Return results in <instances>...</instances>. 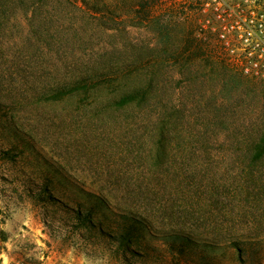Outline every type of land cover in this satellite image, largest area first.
I'll return each instance as SVG.
<instances>
[{
	"label": "rangeland",
	"instance_id": "rangeland-1",
	"mask_svg": "<svg viewBox=\"0 0 264 264\" xmlns=\"http://www.w3.org/2000/svg\"><path fill=\"white\" fill-rule=\"evenodd\" d=\"M197 2L103 0L102 13L95 16L78 0L62 1L52 22L40 19V23L44 22L42 32L51 29L40 42L45 52L39 60L59 66L87 61L96 65L109 61L145 62L151 70L155 68L151 67L154 61L163 57L169 66L166 75L172 82L170 93L177 105L189 111L193 106L213 111L215 98L219 97L224 110L230 111L239 94L236 85L232 89V73L220 74L216 61L213 72L204 59L191 52L192 43L196 44ZM42 13L45 15V11ZM14 15L7 41L9 52L24 43L28 35L27 16L20 9ZM189 64L196 65L195 68L199 65L198 69L193 68L199 79H191L196 73L191 74ZM249 97L248 106L241 101L238 110L245 105L252 108ZM91 108L88 105L79 109L71 101L46 107L41 115L45 120L51 115L53 122L47 120L44 125L33 127V143L0 137V149L9 148V143L17 145L16 152L21 149L14 157V152L6 158L0 154V258L6 252L29 264H37L41 259L49 264H264V174L256 186L235 183L245 173L239 166L240 155L217 145V141L227 138L209 137L213 144L189 151L185 146L195 139L187 136L191 127L173 134L172 156H193L199 163L208 161L203 168L209 169L210 178L234 183L224 187L226 195L223 189L221 195L208 189L207 183L201 186L203 199L195 208L206 219L179 220L178 224L175 218L171 219L174 227L196 233L199 241L167 238L130 216L120 215L124 213L114 207L86 202L88 195L82 190L109 188L107 185L124 187V175L132 172L137 179L150 176L129 156L141 144L145 145L140 149L141 155H148L149 139L126 137L121 129L122 112L107 109L91 119ZM47 126L50 129L45 133ZM177 141L184 144L181 149H177ZM122 160L131 165L123 166ZM116 176L124 184H107ZM52 195L55 198H50ZM89 207L95 225L77 224V209L83 215ZM133 209L142 210L138 204ZM209 212L215 219L207 218ZM152 220V227L165 229L155 218ZM125 226L134 228L130 238L127 236L128 245L121 240Z\"/></svg>",
	"mask_w": 264,
	"mask_h": 264
},
{
	"label": "trees",
	"instance_id": "trees-1",
	"mask_svg": "<svg viewBox=\"0 0 264 264\" xmlns=\"http://www.w3.org/2000/svg\"><path fill=\"white\" fill-rule=\"evenodd\" d=\"M51 1L0 0V137L2 140L11 137L14 141L18 139L24 140L25 143H33V127L36 125L38 128L47 120L52 123L54 119L50 115L45 120L41 115L43 109L67 101H71L72 105L79 109L88 105L92 106L91 119L107 109L122 112L121 129L125 136L140 139L146 136L149 143L151 142L150 145L146 144L148 155H141L140 149L145 146L144 144H141L133 154H129L132 162H138L141 171L147 170L146 174L150 176H141L137 179L132 172L130 175H124L126 178L124 187L107 185L110 187L99 186L100 188L91 189L90 192L82 190L88 195L86 202H95L97 206L114 207L117 211L124 213L120 215L130 216L146 229L162 233L167 238L173 237L185 242L199 241L201 238L196 236V233L174 227L171 219L175 218L177 224L179 220L206 219L195 208V205L203 199L204 192L199 190L201 186L207 183L208 189L221 195L222 189L225 194L224 187L234 183L225 179L219 182L210 178L209 169L203 168L209 164L208 161L199 163L198 159L192 158L193 156L178 158L175 155L172 156L170 149L173 146V134L180 131L183 133L184 130L187 131V127H191L187 136L195 139L190 140L189 145L185 146L189 151L199 149L201 146L207 148L209 144H213L207 139L209 137L227 138L217 141V145L221 149L240 155L239 166L245 173L234 182L243 187H248L250 184L256 186L261 182V176L264 174L262 173L264 169V82L243 76L233 64L227 62L218 53L216 46L209 41H201L197 38L195 35L197 25L194 30L197 41L195 40L196 44L193 42L194 44L191 45L192 54L204 59L205 65L210 66L213 72L217 69L223 75L232 73L230 74V81L233 82L232 89L236 85L235 90L239 94L230 111L224 110L219 97L215 98L217 103L213 111L194 106L189 111L186 107L177 105L174 102L173 93H170L172 82L166 75L169 66L163 57L154 61L151 67L155 68L151 70L148 69L150 64L145 62L122 64L109 61L96 65L87 61L65 63L59 66L57 63L41 61L39 55H44L45 48L40 42L45 39L46 32H50L51 27L42 32L44 22L40 23V19L52 22V17H56L54 11L58 10L59 3L66 0H54L56 4ZM78 1L83 8H86V11L90 12V15L100 16L102 13L100 3L103 0ZM44 8L46 10H43ZM18 9L27 16L28 35L24 43L15 46V51H11L13 53L11 55L7 41H10V23ZM42 11H45V15ZM49 36L52 37L53 32L52 35L49 33ZM10 50H12L11 46ZM214 61L217 62L216 69L213 67ZM195 66L189 64L191 74L196 73L193 70ZM198 67L199 65L195 69ZM206 75L204 74L203 77ZM197 78L199 79V73L191 76V79L197 80ZM249 96L252 97V108H246V98L249 99ZM241 101L246 105L242 110H238ZM250 109H252L251 114H249ZM203 112L207 115L205 116ZM113 121L117 122L116 119ZM125 128L126 130L123 131ZM49 129L50 126H47L43 131L46 133ZM9 144H11L9 148L0 149V154L4 158L11 156L12 152H14L13 157L21 152V149L15 151L16 144ZM176 144L180 145L177 149H181L184 145L180 141ZM121 162L126 167L131 165V163L126 165L125 160ZM124 170L127 171L125 168ZM117 182L120 185L124 184L123 179H118L117 176L112 183L107 181V184ZM42 198L39 197V199ZM50 198L55 197L52 195ZM209 198L214 197L209 196ZM75 204L78 206L79 203ZM137 204L142 210L133 209ZM91 209L92 207H89L87 213L83 215H80V210L77 209L75 216L78 220L77 224L95 225ZM206 216L215 219L210 212ZM154 218L165 229L152 227L151 221ZM133 231V226L123 228L125 234L121 236V240L126 245L129 244V233Z\"/></svg>",
	"mask_w": 264,
	"mask_h": 264
},
{
	"label": "built area",
	"instance_id": "built-area-1",
	"mask_svg": "<svg viewBox=\"0 0 264 264\" xmlns=\"http://www.w3.org/2000/svg\"><path fill=\"white\" fill-rule=\"evenodd\" d=\"M197 15V38L216 46L243 76L264 81V0H198ZM0 264L27 263L0 258Z\"/></svg>",
	"mask_w": 264,
	"mask_h": 264
},
{
	"label": "crops",
	"instance_id": "crops-1",
	"mask_svg": "<svg viewBox=\"0 0 264 264\" xmlns=\"http://www.w3.org/2000/svg\"><path fill=\"white\" fill-rule=\"evenodd\" d=\"M1 255H4L2 258L16 259V258H14V256H11L10 253L3 252V253H1ZM20 260H22V259H20ZM25 263H27V262H25ZM27 264H29V263H27Z\"/></svg>",
	"mask_w": 264,
	"mask_h": 264
}]
</instances>
